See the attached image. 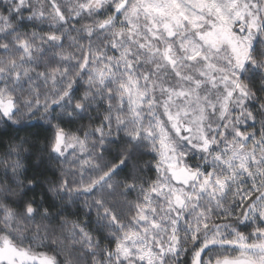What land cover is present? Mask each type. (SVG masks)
Here are the masks:
<instances>
[{"label": "snow or ice", "instance_id": "obj_1", "mask_svg": "<svg viewBox=\"0 0 264 264\" xmlns=\"http://www.w3.org/2000/svg\"><path fill=\"white\" fill-rule=\"evenodd\" d=\"M0 264H264V0H0Z\"/></svg>", "mask_w": 264, "mask_h": 264}, {"label": "trees", "instance_id": "obj_2", "mask_svg": "<svg viewBox=\"0 0 264 264\" xmlns=\"http://www.w3.org/2000/svg\"><path fill=\"white\" fill-rule=\"evenodd\" d=\"M27 132L33 133L40 140L41 143L44 141L45 137L49 134L43 128L38 126L29 128ZM25 134L26 132L21 133V135H25ZM145 159H148V157H145Z\"/></svg>", "mask_w": 264, "mask_h": 264}]
</instances>
